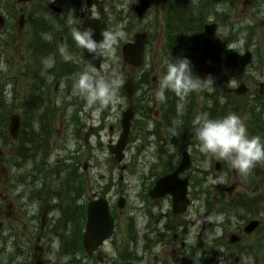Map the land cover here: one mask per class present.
Here are the masks:
<instances>
[{
    "label": "flooded vegetation",
    "instance_id": "af4514ba",
    "mask_svg": "<svg viewBox=\"0 0 264 264\" xmlns=\"http://www.w3.org/2000/svg\"><path fill=\"white\" fill-rule=\"evenodd\" d=\"M82 1L83 0L43 1L47 6V18L56 20L59 18L60 14L63 13L73 19V21L66 20L69 25L64 26L61 32L56 29L54 30L55 32L51 33V28H48L46 36L44 35L47 41L43 39V45L48 48L45 50L46 53L54 54L56 52L55 57L58 59L57 51L63 47H65L66 52H68V48L75 51L76 48L74 45L76 44L72 37L73 28L80 27L83 20L89 17L105 20L108 25H112L113 23L117 26L126 24L125 26H127L129 32L128 36L132 33L131 31H134L135 34L138 32L146 33L148 35V40L145 51H151L156 56L165 53L166 43L168 41L166 37L173 27L171 24L173 23L172 21L177 12L178 0H84L87 7L90 9H87V7L82 8ZM146 1L148 2V5L145 4ZM186 2L188 3L191 14H198V19L200 18L198 8H202L201 26L195 28V26L191 24V27L189 28L191 36L186 40V45L189 46L191 44V46L187 49L189 51L198 50V48L193 45V42L199 41L201 38L212 43L219 41L222 42L224 47L221 59L216 64V69L213 75L216 74L218 76V81L222 82L221 84L223 86H231L227 88L231 95L233 94L230 89L242 84L241 82H244L247 87L251 88L252 86L251 98L253 101H257L258 104L257 113L254 117L258 120H263L264 123V106L262 107V105H264V66L257 63L253 66L249 65L241 71L229 65L227 61L229 55L233 53L243 54L244 52L249 51V47H251L252 52L258 53V60L261 63L262 60H260V58L263 56V52H261L256 41L264 40V0H186ZM51 4H54L61 9L59 12L60 14L50 8ZM141 4H143L146 9L144 7L141 14H139L137 7ZM24 5H26L25 8ZM29 5H31V2L18 3L15 0H0L1 9L3 8L10 16L7 22L2 17L0 18V34L4 35L3 41L0 40L2 48L7 49L8 51L11 48L16 49V47H19L21 44V42L18 43L16 35H20L22 38L24 36L26 38L29 34H33L34 20L31 13L32 8ZM75 6H78L79 11L78 13L73 11L72 14L70 10ZM94 7L98 10L93 11ZM22 16V23L19 24V20ZM110 17H113V21ZM210 22L214 24L213 28L208 27ZM132 25H134V27H131ZM125 26H123L124 29ZM135 26L137 27L135 28ZM9 36L13 37L12 41L8 39ZM57 36L59 38L56 41ZM130 38L131 37H127V40H130ZM178 46H180V43H178ZM28 47L32 50V43L30 41ZM3 54H6V52L0 53L1 56ZM62 63L67 66L66 62ZM26 66H28V64H26L25 67ZM64 71L65 68H59L57 73H55L54 70L51 71L49 75L55 80L54 86L55 84L56 87L59 85L60 80L63 78L60 76ZM244 76L246 77L242 78ZM45 102L46 98L28 99V118L31 122L28 141L31 144L32 149L40 147L37 143V138H35V128L37 129L40 127L38 120L41 119V116L43 118L44 110L47 112V107L44 106ZM66 104V107L64 106L59 110L58 116L49 113L50 115L47 116L46 119L47 123L43 125V130L46 127L52 128L53 133L56 134L55 141H58L59 143L62 142V144L71 143L73 141L72 138H75L77 135V127L79 125L81 126L80 122L82 113L80 111V106H77L76 99L70 98ZM126 108H131L133 112H136L137 109H139V106L133 99L132 103L128 104ZM187 110L188 108L186 109V112ZM259 115L260 117L258 118ZM156 117V130L157 132H162L158 137L160 141H157L156 144L154 142V145L161 148L160 150L172 154V158L169 161L170 164H167L168 170L163 173L165 175L173 172L178 167L184 151L188 150L191 152L189 150L191 146V136L189 135V132L184 131V129L187 130L188 128V121L185 118H183L181 126L182 135L180 137L178 136L177 105H171L167 112L160 111L157 113ZM64 118L69 122L66 123ZM55 125H57V129L55 128ZM110 128L112 129V127ZM66 129L72 130L73 136L66 135ZM88 130L89 133L92 132L91 127H89ZM255 131L251 133L252 136H259L264 140V124L263 128L255 129ZM89 133L86 135V141ZM14 142L15 144L11 146V157H8L7 154H4V152L0 150V186L2 184H7L11 180L10 189L17 194L19 188L23 185L22 178L18 174L23 171L21 170L23 168L19 165L17 159V157H19L16 150L18 140L16 139ZM62 147L63 146H61L60 149ZM125 148L129 150L130 144L128 143ZM75 155L76 151H74L73 155L70 157L71 159H74V161H76ZM190 155L191 164H194V155ZM38 158L39 157L34 155V153L28 157L29 162L27 163L28 168L26 178L28 182L27 186H30L31 188L33 184L38 183L40 180V168L43 169L47 165L42 159L37 160ZM62 159L63 161L65 160L64 157ZM128 161L129 157L126 155L125 162L127 163ZM10 163L11 170L15 171L11 178L7 175L6 167H3V164L7 166V164ZM20 163H22V161H20ZM72 165L76 167V165L78 166L79 164L76 163L75 165L74 162H72ZM128 167L129 164H124L125 169ZM191 169L192 165L181 175V177L188 178V186L191 185L192 189H196L197 186L195 187L193 180H190L193 175V170ZM121 181H124L126 186H128L129 183H127L123 176L121 177ZM225 188H223V192L224 190L228 191V188ZM233 188H236V186L231 189L233 190ZM120 193L123 194V190H120ZM146 194L149 195V187L147 188ZM223 194L224 197L221 196L220 198H216V201L221 206L223 204H228L229 207L236 201L239 204L241 202L239 199H246L245 195H241L242 197L236 195L235 199L232 195L233 192L231 191ZM254 195L255 196L251 198V200H253V207L246 208L245 216L236 211H232L231 209H220L218 213L223 214V222H220L219 225L216 226L212 223L208 232H201V230L194 225V220L201 214L200 209L197 208L196 215H192L193 212L190 214L191 206L186 213L182 215L172 214V217H170L169 220L167 219V224L164 225L166 233H170L171 238L166 241L163 239L155 241V246L161 247L162 250L160 251L161 257L158 259V257L154 255L152 262H149L148 256L150 253H148V250L151 249L154 242H147V245L140 247V252L137 253V245H134L133 242L130 243L131 246L134 245L132 250L129 247V243L127 244L126 242L125 245L124 242H121L125 248L121 251L119 246L114 245L115 243L112 238L109 244H111L113 248V256L107 258V264H164V259L166 258H170V264H186L187 262L185 261L188 259L190 260L189 264H264V251H261L260 253L258 252L259 246L264 242V236H262L264 235V204L261 203L260 209H258L259 198L256 194ZM1 196L0 193V197ZM139 196L141 197V193ZM165 198L170 199V197ZM11 207L12 206L9 205L8 209ZM209 210H212L213 212L215 211L213 209H207L206 211ZM123 213V210L118 211L119 216H122ZM10 215H12L11 211L5 213L6 217ZM257 215L259 216L258 218H256ZM254 220H258V228L253 232L246 233L245 227ZM1 229L2 224L0 230ZM261 229L263 230V233L260 237L257 233L262 231ZM0 235H3V231ZM258 237L260 238L258 239ZM198 238H200L199 248L195 245ZM97 258L100 262L104 261L103 257L99 255ZM183 259L186 260L183 262Z\"/></svg>",
    "mask_w": 264,
    "mask_h": 264
},
{
    "label": "clouds",
    "instance_id": "9594fccd",
    "mask_svg": "<svg viewBox=\"0 0 264 264\" xmlns=\"http://www.w3.org/2000/svg\"><path fill=\"white\" fill-rule=\"evenodd\" d=\"M95 30L92 27H74L72 37L78 47L89 55V62L100 59L111 52L112 45L122 33L102 35V39H94ZM7 69V65L0 59V71ZM159 99H165V92L171 91L184 101L191 93L214 88V81L209 76L201 79L194 75L191 61L186 57L171 58L167 61L166 71L158 82ZM118 79L105 78L98 72L85 71L74 83V92L82 96L87 106H108L119 103ZM211 106V105H209ZM194 135L199 142V151L208 156H215L227 161L233 169L247 176L256 164L264 162V140L259 136H250L243 122L235 115L222 118H209L207 114L197 117L194 121ZM212 184H223V176L209 177ZM203 212V209H201ZM222 215L216 222H223ZM218 234V233H217ZM51 259V258H50ZM67 258H65L66 264Z\"/></svg>",
    "mask_w": 264,
    "mask_h": 264
},
{
    "label": "rangeland",
    "instance_id": "374dc122",
    "mask_svg": "<svg viewBox=\"0 0 264 264\" xmlns=\"http://www.w3.org/2000/svg\"><path fill=\"white\" fill-rule=\"evenodd\" d=\"M181 3L183 2V0H178ZM42 1H39L37 3L36 6H34L35 10L41 11L40 13L44 12L43 6H42ZM183 4V3H182ZM83 6H85L84 1H83ZM41 30V27L39 26H35V31L39 32ZM120 32V31H119ZM122 33V32H120ZM123 34V33H122ZM128 34V30L127 33ZM124 40V36L122 35L121 39H117L115 41L114 46L118 48V46L121 44V42ZM261 47L264 49V43L262 42ZM11 53L7 54L8 56L15 57L17 60H20V52H18L16 49H10L9 50ZM153 55V53H152ZM119 54L117 55L116 52L114 51V49L111 52V55H109L107 58L109 59L110 62H113L114 64H116V67L112 70V69H108L107 71V76L110 77V79L115 78L116 75V71L117 69L121 66V57L119 56ZM3 57H5V55H3ZM148 63L151 65V71L150 73H154V74H159V68L161 67V64L159 65V67L157 68V58L156 57H152V59H150L148 61ZM163 63V62H160ZM155 64V66H153ZM159 64V63H158ZM18 66H20V63H18ZM14 67H12V71H13ZM9 72V71H7ZM2 77L4 78H8L9 74L2 72ZM247 76V75H246ZM244 76V77H246ZM213 81L218 80V77L212 78ZM221 80V79H220ZM219 83V82H216ZM215 84V83H214ZM225 88V87H224ZM4 90V91H3ZM213 90H216V87L214 86V88H210L207 90V92H213ZM3 97H4V105L7 107H4V111H0V119L1 117L6 118L11 112V101L13 99V97L15 96V92L17 95V98L15 99L16 103L19 104L20 102H24L27 95H28V86L23 83L22 79H18V82L15 85V88L11 89V88H3ZM77 96V94H76ZM118 96H119V102H123V98L120 95V90L118 89ZM55 104V103H53ZM56 106V104H55ZM53 106V107H55ZM209 106V105H208ZM200 111H203V109L201 108ZM206 114V113H205ZM205 114H200V117L205 115ZM0 124L1 120H0ZM244 124V123H243ZM1 131V130H0ZM107 135V125L105 126V130L101 131V136L103 137V139L106 138ZM6 143L3 141L2 143H0V147H3V145H5ZM195 146V149L193 148L194 151H197L196 154V158L195 160H197L198 163H200L199 159L201 157H204V161L202 163V166L195 164V166H199L202 169H205L209 172V176L208 178L211 176L213 178H217L220 176H223L225 178V182L227 181L228 177H233L232 175V170L233 168L231 167V165H225V167H222V171L221 172H216L214 171L213 165L214 162L218 161V158H216L215 156H211V155H204L199 151V146ZM11 150V148H9ZM8 157L10 156V151L7 153ZM88 156V151L84 152L81 158V162L83 163L85 161V159ZM108 160V159H107ZM225 163H228L227 161H225ZM162 166H157V167H153L154 168V173L153 175H151V178H153L155 176V174L160 173L162 171ZM110 170V169H108ZM9 172V170H8ZM142 171H138L137 174L134 175V182L140 181L139 177H140V173ZM100 173V168H91L88 171V175L85 176V174H83V179H84V184H83V198L82 200L80 199V202H78V200H75L74 202H72V204L70 205V207H75V205H79V204H84L85 202H87L88 198H90L94 193H100L104 191V187L105 185L108 186V182L107 181H102L98 179V174ZM105 174H107V171H105ZM113 176H115L116 174L113 173ZM68 183L70 181H68V179L66 180ZM115 181V180H114ZM232 181V180H231ZM70 185V183H69ZM52 187H54L53 185H51ZM207 186H209V192L213 195L216 190L218 189L219 184H212L209 182V179L207 180ZM115 190H119L122 188V186L116 187V181L113 182V186ZM241 190L242 192V188H239L238 191ZM63 191V188L58 189V192L61 194V192ZM250 193V191L248 192ZM117 193L116 192H109L107 195H111L113 198H117ZM65 198H62L60 201L57 202V199L54 197L53 194L48 195L45 198V203H51L54 205L53 210L58 212L64 202ZM141 203V202H140ZM138 205L141 207L139 210L136 209V204L135 207H133V204H128L126 210L128 216L123 217L120 219V226L118 227L117 230V237L116 239H121V240H128L130 238L129 236V232L130 231H137L138 235L136 236V240H138L140 242V245H142V234L143 232H146V234L153 236L154 238L160 240H168L171 238V234L170 233H166L164 232V225L165 222L168 218H170V215H168L166 218H163L161 221L157 219V217L153 216L156 213L159 212H163V211H167L169 209V203L167 201H163L160 204H151V203H147V204H139ZM30 207V212H32L33 208H37V203L35 205L29 204ZM161 207V208H160ZM150 210L152 212H149V214L151 213V216H147L145 210ZM136 216L139 217L138 220H136ZM54 217H57V215L55 214ZM158 222V223H157ZM151 225V226H150ZM150 226L151 228H155L157 230H159V232L150 230ZM134 227V229L132 230V228ZM31 228V224L29 222V220L22 214H16L15 217L10 218L9 220H7L5 222V225L3 227L4 229V234L2 236H0V239H7L5 245H6V251H4V245L1 243L0 240V264L1 261L4 259H9V260H13L15 263L19 264L21 261H25L27 259V255L24 254L23 256L18 254L17 252V248H21L22 251H26V246L25 245H33V238L34 236H31V234L29 233V229ZM69 230V229H68ZM68 230H66V232H68ZM163 230V231H161ZM70 231V230H69ZM69 233V232H68ZM163 233L162 236H160V234ZM72 230L70 232V237H69V241L67 242H72L73 238H72ZM51 233H50V229L48 230V233L46 234L45 240L48 241L49 244V249H48V255L46 258L47 264H65V258H67V261H70V256L69 255H65L63 254L60 245L56 243L55 239H52L51 237ZM158 236V238H157ZM53 240V241H52ZM25 241H27L28 243L21 246L20 243H25ZM112 247V246H111ZM111 247L107 244L104 246V251H111ZM113 249V248H112ZM32 252L33 248L31 249ZM154 250L156 251V249L154 248L151 253L153 252L154 254ZM28 252V251H27ZM153 254L150 255V258L152 259ZM103 255V254H102ZM30 258V257H29ZM51 258V259H50ZM78 260L80 259L79 257ZM66 261V262H67ZM169 262V261H168ZM96 259L93 255L92 258H88L87 261L84 262V264H96ZM105 264V263H104Z\"/></svg>",
    "mask_w": 264,
    "mask_h": 264
},
{
    "label": "water",
    "instance_id": "95a60500",
    "mask_svg": "<svg viewBox=\"0 0 264 264\" xmlns=\"http://www.w3.org/2000/svg\"><path fill=\"white\" fill-rule=\"evenodd\" d=\"M90 22L87 23L84 28H88L90 26ZM83 28V29H84ZM94 39H99L98 37L94 36ZM207 45H204L203 52L200 57V68H199V73L202 75L203 73L209 71L211 69L212 61H215V58H213L211 55H209V50L207 49ZM127 48H125L126 52ZM130 50V48H129ZM128 55V54H127ZM82 56L85 59V63L88 65H93L98 67L99 66V61L95 60L92 62H89V55L85 51L83 53L82 51ZM132 57V56H131ZM124 59L126 61H130L127 56H124ZM134 64L140 63V58L137 60H133ZM210 64V65H209ZM126 95H129L128 92H125ZM124 120L128 118V116L125 114ZM125 123V122H124ZM124 125V124H123ZM127 122L123 126V131L125 134L126 133V128H127ZM18 129V120L15 117L11 118V123L9 126L10 133L12 135H15ZM124 137V136H123ZM122 139V138H121ZM123 144V139L120 142V146ZM119 146V147H120ZM118 147V146H117ZM118 150L116 149L114 152L116 153ZM185 163L183 162L178 171H176L174 174L165 177L161 181L158 182L157 186L155 187L154 191H156L157 194H164L165 191L172 193L174 196V199H177L179 195L175 192V188L173 186H168L171 180H174L177 178V174L184 169ZM165 190V191H164ZM87 219H86V225H85V231L83 235V244L88 251H92L96 249L101 243L107 239L111 235L112 227H113V220L112 217L110 216L109 213V208L108 204L104 199H98V200H93L88 203L87 206ZM41 249L40 253L34 257L35 264H40L41 262Z\"/></svg>",
    "mask_w": 264,
    "mask_h": 264
},
{
    "label": "trees",
    "instance_id": "16d2710c",
    "mask_svg": "<svg viewBox=\"0 0 264 264\" xmlns=\"http://www.w3.org/2000/svg\"><path fill=\"white\" fill-rule=\"evenodd\" d=\"M68 207V206H67ZM67 210H69L71 212V214H68V211H65V217H64V223H65V228H68V223L72 222L73 226L75 227V231L74 234V240L76 242V246L77 249H81L82 250V244H81V235H82V227H83V222L85 219V212H84V208H77V207H73L70 208L68 207ZM75 247V249H76ZM71 248V247H70Z\"/></svg>",
    "mask_w": 264,
    "mask_h": 264
}]
</instances>
